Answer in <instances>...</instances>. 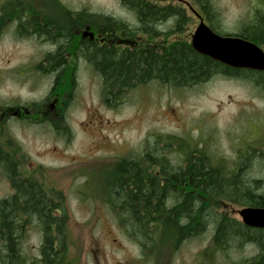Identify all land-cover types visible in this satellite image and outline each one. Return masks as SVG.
Segmentation results:
<instances>
[{"label": "rangeland", "instance_id": "1", "mask_svg": "<svg viewBox=\"0 0 264 264\" xmlns=\"http://www.w3.org/2000/svg\"><path fill=\"white\" fill-rule=\"evenodd\" d=\"M149 1L177 7L186 18L181 34L154 40L166 44L174 39L190 43L200 22L197 15L208 27L212 24L217 34L228 36L264 20V0H207L211 20L197 0ZM24 2L28 15L29 10H36L42 19L69 11L74 17L75 13L88 12L129 25L135 22L134 14L123 8L120 0ZM165 22L159 29H169L171 22ZM51 49L52 43L43 37L15 36L7 26L0 29V106L22 105L30 110L27 119L8 122L11 149L17 150L12 152L17 153L22 170L28 168L48 191L62 196L68 234L65 259L75 264H244L252 248L216 251L211 245L212 228L177 247L165 242L141 249L105 203L104 186L116 161L137 155L157 136L181 138L213 160L226 163H233L242 154L264 153V93L250 80L215 75L185 88L144 85L110 108L102 101L100 78L82 64L76 66L70 94L66 91L63 96L57 91L50 95L53 76L37 72L35 67ZM75 63L67 58L69 73ZM41 65L47 66L45 61ZM46 99L47 113L52 114L51 119L53 114L61 115L67 133L58 134L49 124L38 122L40 114L31 105ZM171 158L178 162L175 159L179 157ZM249 167L248 176L261 180L264 191V163L253 162ZM11 193L0 169V198ZM241 208L231 205L221 210L240 220L235 211ZM40 241L39 230L32 226L20 244L21 254L27 259L37 257Z\"/></svg>", "mask_w": 264, "mask_h": 264}, {"label": "trees", "instance_id": "2", "mask_svg": "<svg viewBox=\"0 0 264 264\" xmlns=\"http://www.w3.org/2000/svg\"><path fill=\"white\" fill-rule=\"evenodd\" d=\"M197 1L211 20L208 1ZM120 3L135 16L138 26L132 29L145 36V43L153 41L155 46L145 44L131 50L78 42L74 33L85 25L101 32L125 28L127 23L109 17L103 19L88 12L75 13L74 17L69 11L43 17V26L39 27L42 36L56 48L46 55L43 61L47 66L41 68L42 73L54 78L50 95L59 91L64 96L72 91L74 72L69 73L66 67L65 53L87 60L100 78L102 101L110 108L144 85L185 88L215 75L250 80L264 93V72L222 65L195 52L188 41L154 42L158 22H171L166 31L169 37L183 32L186 18L179 8L152 7L149 0ZM209 27L216 31L212 24ZM235 35L264 49V20ZM46 101L31 105L40 114L38 122L49 124L58 134L67 133L61 115L53 114V120L47 113ZM171 156L179 157L175 159L178 162ZM253 162L264 163V153L242 154L233 163H226L213 160L200 147L188 146L181 138L157 136L137 155L116 161L105 182L104 201L125 234L141 249H153L165 242L177 247L212 228L214 250L226 251L251 242L259 248V260L264 262V228L247 227L221 210L231 205L264 207L262 181L248 176ZM0 169L12 190L8 197L0 198V264H75L65 259L68 234L61 194L48 191L28 168L22 170L17 153L0 154ZM32 226L39 230L41 244L38 256L27 259L21 254L20 244Z\"/></svg>", "mask_w": 264, "mask_h": 264}, {"label": "flooded vegetation", "instance_id": "3", "mask_svg": "<svg viewBox=\"0 0 264 264\" xmlns=\"http://www.w3.org/2000/svg\"><path fill=\"white\" fill-rule=\"evenodd\" d=\"M14 3H16L17 6H15ZM24 3H25L24 0H0V29L5 28V26H7L9 32H13L15 36L29 35L34 39L42 40L43 33L42 30L40 29L43 26L42 16L40 14L37 15L36 10L35 12H33V10H29L30 14L28 15L26 7L25 5H23ZM151 5L152 7H154L153 3ZM168 7L169 5L158 6V8H163V9H168ZM196 17L200 21H204L201 16L197 15ZM163 22H158L160 24L157 26L158 37L156 39H158L160 36L166 37V39L169 38L168 33L164 29H159V26ZM127 24L124 26L125 28H121L119 30H113V31H104V32H101L100 28H97L95 26L85 25L80 30H77L74 34L78 38V42L81 41L87 44L106 46L107 48L114 46L118 48H129L131 50H138L140 45L147 44L149 45V47L155 46L153 41H150L149 43H145L144 42L145 36L143 34H140L138 30L132 29L138 26L136 22L130 23L131 25L129 26ZM28 27L30 29L28 33H26L25 29ZM260 48L264 50L262 47ZM55 49H56L55 45L52 43V49L50 53H53ZM63 56L66 60L67 58L70 59L72 58L73 61H76L75 66L73 65L71 66L72 67L71 70L73 72H75L76 66L79 67L80 64H82L83 67H86L87 69H91L93 71L92 67L90 66V64H88L87 60L84 57L78 56L75 59L73 54L70 55L68 53L67 54L65 53ZM44 58H42L40 60L41 62H39L36 65L35 69L37 72L39 71L42 73L41 63L44 60ZM242 70H249V69H242ZM249 71H254V70H249ZM254 72H262V71H254ZM29 114H30V110L29 109L27 110V108L22 105L14 106V107L0 106V154L1 155L3 156L10 155L12 151H17L16 149H11V144H10L11 139L7 134L8 122L11 119H16V120L27 119V115ZM245 246L252 248V251L250 252L251 254L249 258L246 259L244 264H264L263 261L259 260L260 251L255 244L248 242L245 244Z\"/></svg>", "mask_w": 264, "mask_h": 264}, {"label": "water", "instance_id": "4", "mask_svg": "<svg viewBox=\"0 0 264 264\" xmlns=\"http://www.w3.org/2000/svg\"><path fill=\"white\" fill-rule=\"evenodd\" d=\"M191 48L222 65L264 72V50L248 40L219 35L199 22L190 39ZM243 225L264 228V207H242L235 211Z\"/></svg>", "mask_w": 264, "mask_h": 264}]
</instances>
